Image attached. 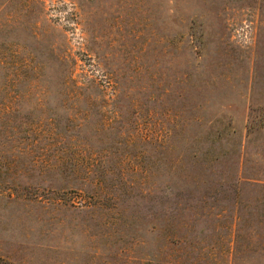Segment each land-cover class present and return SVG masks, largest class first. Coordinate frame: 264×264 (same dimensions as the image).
Returning a JSON list of instances; mask_svg holds the SVG:
<instances>
[{
    "label": "rangeland",
    "instance_id": "1",
    "mask_svg": "<svg viewBox=\"0 0 264 264\" xmlns=\"http://www.w3.org/2000/svg\"><path fill=\"white\" fill-rule=\"evenodd\" d=\"M0 264H264V0H0Z\"/></svg>",
    "mask_w": 264,
    "mask_h": 264
}]
</instances>
